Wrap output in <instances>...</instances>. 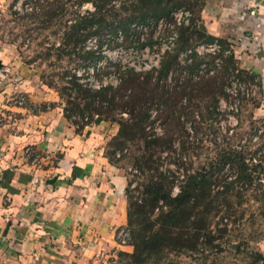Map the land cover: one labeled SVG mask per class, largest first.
I'll return each instance as SVG.
<instances>
[{
  "label": "trees",
  "instance_id": "obj_1",
  "mask_svg": "<svg viewBox=\"0 0 264 264\" xmlns=\"http://www.w3.org/2000/svg\"><path fill=\"white\" fill-rule=\"evenodd\" d=\"M112 1L25 0L27 6L15 9L11 5L9 12L27 21V31H41L52 25H56L53 33L60 31L58 44L45 46L33 59L52 56L55 63L67 57L79 66L95 64L100 58L93 50L84 49L87 37L96 35L99 45L105 42L108 47L140 48L153 42L152 32L158 18H167L177 7L190 10V23L176 28L177 39L163 53L156 69L140 72L118 69L117 84L98 89L77 81L71 68L60 73L63 84L58 86L52 80H44L42 73L39 78L47 87H56L63 102L62 113L76 131L95 117L114 122L117 129L105 143L104 156L116 166L129 155L132 168L142 176L134 186L127 181L124 187L125 226L131 250L117 252L120 264H148L158 261L164 253L202 251L225 232L224 227L217 226L218 222L217 227L211 223L221 207H229L227 192L235 183L250 184L255 172L257 178L261 173L264 176V166L259 159L252 166L247 164L249 147L245 143L239 145L240 137L235 133L220 134L218 141L213 138L217 146L214 157L192 171L182 162L173 142L177 140L179 151L186 149L188 121L195 133L207 128L209 133L216 134L217 103L225 96L224 84L238 67L237 62L229 54L221 58L220 67L212 75L197 79L191 75L203 56L191 53L189 63H179L178 53L195 44L217 40L226 46L200 24L202 0H119L117 6ZM85 2H90L93 10L80 13L79 7ZM238 69L239 78L254 77ZM156 123L162 127L160 133L154 131ZM130 146L134 149L130 150ZM162 152L175 170L183 167L180 180H175V170L161 169ZM225 165L235 172L233 179L226 180L220 175ZM175 184L178 191L172 195ZM216 186L221 188L215 189ZM254 260L264 262V257L258 253Z\"/></svg>",
  "mask_w": 264,
  "mask_h": 264
},
{
  "label": "crops",
  "instance_id": "obj_2",
  "mask_svg": "<svg viewBox=\"0 0 264 264\" xmlns=\"http://www.w3.org/2000/svg\"><path fill=\"white\" fill-rule=\"evenodd\" d=\"M199 22L257 79L252 118L264 119V0H202ZM1 58L0 264H94L97 244L112 253L114 231L125 225L126 180L103 154L117 126L95 117L76 131L53 88ZM259 251L264 257V243Z\"/></svg>",
  "mask_w": 264,
  "mask_h": 264
},
{
  "label": "rangeland",
  "instance_id": "obj_3",
  "mask_svg": "<svg viewBox=\"0 0 264 264\" xmlns=\"http://www.w3.org/2000/svg\"><path fill=\"white\" fill-rule=\"evenodd\" d=\"M119 2V0L112 1L115 6H117ZM11 5L15 9H21L26 4L25 0H0V56H10L11 62H14L16 66H28V68H32L35 78L39 80V74L42 73L44 80H52L55 86L63 84L60 78V73H62L63 70H69V68H71L70 70L72 71L86 66H75L74 61L69 60L67 57H63L55 63H52V56H43L33 59V56L40 50H43L45 46H49L51 43H54V45L58 44L60 31L53 33V30H56V25H52V27L41 31H27V21L21 20L10 14L9 7ZM67 17L69 18V15H67ZM94 36L95 38L98 37L96 35ZM143 46L145 47L148 45ZM149 54V51H144L141 54L140 51L134 49L130 51L123 49L120 52L111 51L110 57L115 56L126 64H135L136 61L147 62V60L150 59ZM0 60L3 59L1 58ZM27 61H29V63H27ZM3 66L10 67L9 64ZM90 67L91 66H89V68ZM109 67L106 68L105 65H102L101 67L92 68L93 74L88 75L87 78L90 79L92 75H95L101 79L104 76L107 77L109 74H113L114 76L117 75L118 77L119 66L114 65L113 67ZM253 79L254 77H252V79L241 78L244 82H253ZM55 88L56 87L53 89L55 90ZM238 98L240 102L238 111L235 114L238 123L232 125V121H229L231 124L230 127L227 121L224 120V118L227 119L226 116L222 114L219 116V112L217 111L218 114L214 121V126L217 130L215 135L209 133L207 128L195 133L190 122H186V149L179 151L177 149V140L173 142V147L177 150V154L180 156L182 162L185 165L188 164V171L206 165L210 159L214 157L217 148L214 141H218L219 138L221 139L220 134H223L219 126V121L221 122V120L223 121L222 123L232 128L230 134H224L229 136L235 133L240 137L239 145L244 143L248 145L250 157L248 156L246 159L247 164L252 166L258 162H251L249 160L254 156L256 159H259L264 166V154L259 152L260 145L264 143V119L252 118L254 106L259 102L258 96L245 97L239 95ZM153 114L154 111H151L150 116ZM154 130L161 132V125L156 123ZM254 135L258 137L255 141L252 140ZM241 140L242 143H240ZM129 149L133 150L134 146H130ZM166 160L165 152H162L161 169L170 168L175 170L174 164H169ZM116 166L120 169L126 182L131 181V187L142 179V176L138 175L139 173L137 171L132 172L129 170V168L135 169L131 166L129 155L121 159ZM175 172L177 174L175 180L178 181L182 178L183 167H177ZM220 175L225 177L226 180H230L234 178L235 172H232L231 169L225 165L221 169ZM255 176L256 172L253 173V180L250 184L235 183L232 189L227 192L226 198L229 201V207L227 208L222 204L223 207H221V212L211 223V226L214 227L216 226L215 223L218 222L217 226L221 228L224 227L225 232L216 237L210 246L204 247L202 251L195 253H164L158 261L148 264H264L262 261L254 260L255 255L260 253V246L264 243V176L262 173L259 174L258 178ZM220 188L219 186L215 187V189L218 190ZM220 216L221 218H219ZM121 229H126V226H119L114 231L112 253L109 251L110 249H108L107 243L97 244V251L92 255L94 264H120L117 252L121 249H116V247L128 245L118 242V237L120 236L119 230ZM100 250L103 252L102 255L98 253Z\"/></svg>",
  "mask_w": 264,
  "mask_h": 264
},
{
  "label": "built area",
  "instance_id": "obj_4",
  "mask_svg": "<svg viewBox=\"0 0 264 264\" xmlns=\"http://www.w3.org/2000/svg\"><path fill=\"white\" fill-rule=\"evenodd\" d=\"M84 10H93V6L90 2H85L79 7L80 13ZM191 12L189 9L185 7H177L173 9L167 18H158L155 23V28L152 32L153 42L148 46H142L140 48H134L132 46L122 47L120 45L114 47H108L105 42L99 45L97 38L94 35L89 36L84 41V49L93 50L96 54L100 55V58L95 62V64H87L82 68H78L77 70H72L71 72L75 75L77 81L86 84L92 88L98 89L99 87H103L106 85L115 86L118 82L117 75L109 74L107 77L104 76L101 79L92 75V78L88 79L87 76L93 74L92 68L101 67L102 65L108 68L109 66L117 65L120 70L131 68L133 71H148L156 69L159 66L160 59L163 53L169 50L175 43L177 39V31L176 28L181 25H188L191 20ZM145 27L142 28L144 30ZM142 39V37H141ZM117 40H120V36H117ZM112 49V50H111ZM115 49V50H113ZM121 49V50H120ZM123 49L126 50H136L142 52L149 51L150 59L145 61H136V63L126 64L121 62L117 57H110L112 52H120ZM111 50V51H110ZM194 53L197 56H203L204 59L199 63V65L192 72V79H197L200 76L206 77L212 75L221 65V58L231 54V50L229 47L223 46L219 41L213 40L211 42H201L195 44L191 48L186 49L185 51H181L177 55V59L180 64L189 63L190 57L189 54ZM220 55V56H219ZM205 57H211V60H207ZM89 66H91L89 68ZM110 68V67H109ZM8 68L3 67L1 71H7ZM238 67L232 71L230 77L226 80L224 84L225 96L220 98L217 103V111L220 114L226 116L228 125L231 124L229 121H232V125L238 123V120L235 118V114L238 111L239 98L238 96L242 95L245 97H252L257 95L258 87H257V79L254 77L253 82H244L237 76ZM106 77V78H105ZM168 79V78H167ZM14 103L17 105H21L24 103L23 96H18L13 99ZM195 117L197 115L195 114ZM219 121L220 130L222 133L230 134L232 132V128L228 127L227 124ZM264 130V129H263ZM155 131V130H154ZM155 132L160 133V131L156 130ZM260 133V132H258ZM257 135L252 137V140H257ZM242 143V140L241 142ZM259 152L264 154V143L260 145ZM257 152V153H259ZM23 155L28 158L31 164H36L38 160L37 154H34L30 147H25L23 149ZM117 155V154H116ZM251 162H255L257 159L253 156L249 159ZM132 172H136V169H130ZM39 178H34V181H38ZM178 191V187L175 184L172 187L171 194L175 195ZM118 242L120 244H127L128 232L126 229L119 230ZM100 255L103 254L102 250L98 252Z\"/></svg>",
  "mask_w": 264,
  "mask_h": 264
}]
</instances>
